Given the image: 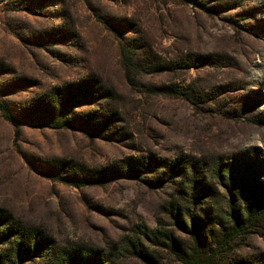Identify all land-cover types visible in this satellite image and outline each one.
<instances>
[{"label":"rangeland","instance_id":"obj_1","mask_svg":"<svg viewBox=\"0 0 264 264\" xmlns=\"http://www.w3.org/2000/svg\"><path fill=\"white\" fill-rule=\"evenodd\" d=\"M57 92L70 123L43 127ZM0 100L32 123L0 115L3 258L17 231L45 242L13 264H182L194 247L264 264V218L223 237L264 201V0H0Z\"/></svg>","mask_w":264,"mask_h":264},{"label":"trees","instance_id":"obj_2","mask_svg":"<svg viewBox=\"0 0 264 264\" xmlns=\"http://www.w3.org/2000/svg\"><path fill=\"white\" fill-rule=\"evenodd\" d=\"M122 56L124 60L123 62L124 66L127 67L129 64L130 57L125 51H122ZM71 97L72 98L70 99H66L65 95L62 92H57L53 94L52 97H47V96L42 97L41 99L42 101L40 102V104L45 103V100L50 101L49 105L51 107V117L44 120L42 123H39V125L47 128L67 127L70 123V120L68 118V114H69L68 108L70 110L73 100H75L73 96ZM0 115L5 121L11 122L14 125H16L15 122L32 124L28 121V119H23V117H19V118L13 117L7 111L5 104L1 100H0ZM20 135H21L20 127L15 126L14 137H13V143L15 148L18 147V141ZM58 164L64 165L65 163L59 162ZM65 165L61 169L65 168ZM43 175L47 179L60 180L61 182H64L66 184L75 187L89 185L91 182H94L93 179H90L86 176L70 175L67 177H59L58 173H56V169L55 171L52 170L49 172H45ZM96 179L99 181L101 177H97L95 178V180ZM244 210L245 211H244L243 226L240 224L239 220L237 219L235 221L233 231L231 233L230 232L223 233V237L226 238L224 240L225 242L228 243L229 241H232L244 229L254 226L256 223H258L264 218V201L251 200L247 198L245 200ZM5 219H7L6 214L5 213L0 214V221ZM14 235L16 236L14 254L6 258H3V256L0 255V257H2L0 258V264H13L15 261H12L10 259L11 257L19 260L20 258H22V255H24L27 252L26 249L31 250V248H34V251H36L38 247L43 246L45 242L37 232L31 233L29 237H25V235L18 234L17 231L14 233ZM7 237L8 236H3L2 239H0V242L3 241L4 243ZM172 250L175 251V246L173 244H172ZM137 255L139 256L140 259L144 261V264H158L152 259L150 255H148L145 252L144 253L139 252L137 253ZM180 256L184 257V259H181L182 264H215L214 256L206 257L197 247H194L190 253L182 249ZM99 261H102L99 251H93V250L67 251V264H99ZM105 264H109V263L105 262Z\"/></svg>","mask_w":264,"mask_h":264}]
</instances>
